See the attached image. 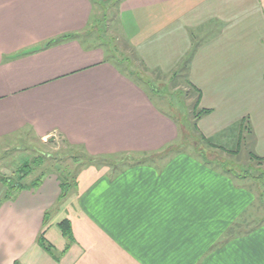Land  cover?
Listing matches in <instances>:
<instances>
[{"label": "crops", "instance_id": "crops-1", "mask_svg": "<svg viewBox=\"0 0 264 264\" xmlns=\"http://www.w3.org/2000/svg\"><path fill=\"white\" fill-rule=\"evenodd\" d=\"M106 1L0 0L1 150L61 137L99 160L177 142L130 58L114 62L101 41ZM112 21L148 69L184 72L200 92L206 139L223 146L250 128L264 158V0H120ZM200 161L177 153L113 174L92 163L63 200L59 172L9 199L0 181V264H264V225L233 231L256 198Z\"/></svg>", "mask_w": 264, "mask_h": 264}, {"label": "rangeland", "instance_id": "rangeland-1", "mask_svg": "<svg viewBox=\"0 0 264 264\" xmlns=\"http://www.w3.org/2000/svg\"><path fill=\"white\" fill-rule=\"evenodd\" d=\"M106 2L107 8H99V17L103 18L102 16L107 14L105 23L100 27L101 41L113 50L114 62L120 64L124 57L130 58L131 70L135 73L136 80L151 92L155 103L177 121V142L173 146L156 153L118 154L96 160L85 155L81 147L71 146L61 137H51L47 143H41L34 138L27 144H9L7 149L2 148L1 150L0 148V179H12L16 182L19 178V169L29 163L32 165L33 172L25 180L26 182L38 178L42 174L59 172L63 178H68L70 183L74 184L78 170L85 166H92V163L93 166H104V168L110 169V173L113 174L117 170L138 164L162 166L174 154L188 153L201 160V163H205L203 158H207L211 163L210 167L219 170L221 173L222 169L231 173L225 175L233 177L238 185L256 198L257 201L243 219L235 225L233 231L246 233L263 226L264 161L253 158L251 152L252 132L250 133L244 128V132L241 130L239 137L223 144V146H219V144L222 145V141L219 139H215L216 142H219L218 146L205 139L198 125V120H201L200 109L202 110V108H195L198 94L190 86L184 72L163 73L159 70H150L143 62L141 63L128 42L121 40L118 33L120 32L119 26L112 21L113 15L118 11L120 0ZM96 36L98 34L91 36L92 42H90L92 44ZM96 39L94 42L98 43L100 40L99 38ZM206 140L210 143L207 144Z\"/></svg>", "mask_w": 264, "mask_h": 264}, {"label": "trees", "instance_id": "trees-1", "mask_svg": "<svg viewBox=\"0 0 264 264\" xmlns=\"http://www.w3.org/2000/svg\"><path fill=\"white\" fill-rule=\"evenodd\" d=\"M66 39V38H65ZM196 93L198 94V98L197 101L195 103V108H199L200 107V102H201V94L199 91L196 90ZM209 113V111L204 110V109H200V117L202 118L203 116L207 115ZM199 117V118H200ZM200 121V120H198ZM246 129V128H245ZM247 130H249V132L251 133V129L248 128ZM244 132V129H243ZM204 139V138H203ZM206 139V138H205ZM206 143L209 144L210 142L208 140H206ZM182 153V152H179ZM254 157L258 160L264 161V158H259L257 156H255L254 154H252ZM204 162L206 165L211 166V163H209L207 158H203ZM140 165V164H138ZM135 166V165H132ZM33 172V168L32 165L29 163H26L21 169H19L18 171V175L19 178L18 180H16V182L12 179H8V180H4L3 178L0 179V181L7 187V193H6V198H12L16 193L26 189V188H36L38 187L41 178H39V180L35 183L32 184H26L25 180L32 174ZM222 173L224 174H231L229 172H226L225 170L222 169ZM62 178V195H61V200H63L64 198L68 197V195L70 194L71 190L74 189V187H76V182L74 180V184H71L69 179H65L63 178L62 174H59ZM233 176V175H232ZM75 179V178H74ZM73 183V182H72ZM60 231L62 232L63 236L68 239L69 241H74V237H73V231H72V224L69 220H63L59 225H58ZM39 243L41 244V246L46 249L49 252H53L52 250V246L45 240V238L42 236L39 239Z\"/></svg>", "mask_w": 264, "mask_h": 264}]
</instances>
